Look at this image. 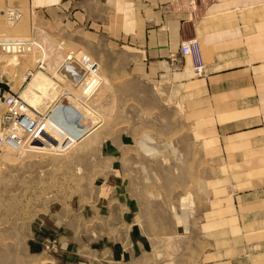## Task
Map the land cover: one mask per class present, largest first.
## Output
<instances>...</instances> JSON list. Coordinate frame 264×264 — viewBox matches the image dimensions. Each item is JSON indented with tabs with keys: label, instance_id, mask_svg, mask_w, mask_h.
Here are the masks:
<instances>
[{
	"label": "crops",
	"instance_id": "1",
	"mask_svg": "<svg viewBox=\"0 0 264 264\" xmlns=\"http://www.w3.org/2000/svg\"><path fill=\"white\" fill-rule=\"evenodd\" d=\"M24 1L14 7L63 42L119 51L127 74L160 104L181 109L189 130L179 143L137 141V164L151 167L131 175L141 181L134 209L119 173L104 228L67 220L56 248L55 239L27 236V253L44 256L40 264H256L264 245V0ZM193 38L206 76H195L187 57L171 61ZM75 52V62L99 71L90 55ZM194 149L207 166L201 175L191 169Z\"/></svg>",
	"mask_w": 264,
	"mask_h": 264
},
{
	"label": "rangeland",
	"instance_id": "2",
	"mask_svg": "<svg viewBox=\"0 0 264 264\" xmlns=\"http://www.w3.org/2000/svg\"><path fill=\"white\" fill-rule=\"evenodd\" d=\"M16 2L25 1L0 0V39L29 43L32 51L18 57L0 53V80L17 99V115L31 114L32 127H22L18 120L12 128L17 138L3 134L0 264H40L44 256L25 250L27 236L57 241L62 234L58 227L67 220L77 227L90 222L104 228L105 205L110 203L112 186L121 183L119 173L125 177L124 202L134 209L141 181L131 175L151 167L144 161L137 164V141L148 137L179 143L188 138L189 130L181 109L160 104L150 89L127 74L119 51L100 43L78 48L63 42L35 17L30 20L23 5L16 7L23 16L8 23L3 11ZM77 49L99 63V71L89 72L75 62ZM66 64L80 81L66 78ZM28 71L33 73L25 79ZM39 81L42 88L37 87ZM60 109L64 117L58 114ZM63 120L73 124L67 126ZM193 160L194 175H201L207 166L196 150ZM169 168L166 164V172ZM145 182L152 186L151 179ZM141 202L148 203L142 198ZM62 207L71 208L64 212ZM108 220L111 225L110 213ZM55 240L50 248L57 247ZM259 246L256 264H264V245Z\"/></svg>",
	"mask_w": 264,
	"mask_h": 264
},
{
	"label": "built area",
	"instance_id": "3",
	"mask_svg": "<svg viewBox=\"0 0 264 264\" xmlns=\"http://www.w3.org/2000/svg\"><path fill=\"white\" fill-rule=\"evenodd\" d=\"M21 16L22 14L15 9L9 8V10L7 11V18L12 22H15ZM25 46L26 44H21L18 42H0V52H5V53L21 52L25 50L24 49ZM185 57L191 58L194 75L196 76L207 75L208 73L207 67L203 58L201 43L198 39L193 38L182 42L179 52L172 55V60L176 61L177 63L180 59ZM12 99H13L12 92L6 91L4 89L2 80H0V105L2 106L6 103H10ZM12 113L13 111L11 110L9 113L8 112L5 113V115H3L0 118V142L4 140V137L2 135V130L6 129V127H8L12 123L13 117L16 118V115ZM56 243L57 241L55 240L54 245Z\"/></svg>",
	"mask_w": 264,
	"mask_h": 264
},
{
	"label": "bare ground",
	"instance_id": "4",
	"mask_svg": "<svg viewBox=\"0 0 264 264\" xmlns=\"http://www.w3.org/2000/svg\"><path fill=\"white\" fill-rule=\"evenodd\" d=\"M9 8H12V9H15V10H17V11H19L21 14H22V11H20L19 9H17L16 7H13V6H9V7H7L4 11H3V16H4V19L8 22V23H11V24H13V23H15L16 21H18L22 16H23V14H22V16L18 19V20H16L15 22H12V21H10L8 18H7V11L9 10ZM190 40V39H189ZM185 41H187V40H185ZM0 42H18V43H21V44H26V46L24 47V51H21V52H16V53H5V52H0V53H3V54H5V55H9V56H15V57H18V56H24V55H26L27 53H29V52H31L32 51V46H31V44H29V43H26V42H22V41H7V40H5V41H3V39H0ZM184 42V41H183ZM181 46V45H180ZM201 48H202V46H201ZM202 54H203V51H202ZM186 58V57H185ZM187 58H189L190 60H191V58L190 57H187ZM203 58H204V55H203ZM171 61H173L174 62V64H176V61H174V60H172L171 59ZM204 61H205V59H204ZM191 63H192V60H191ZM206 63V62H205ZM173 64V65H174ZM68 64H66V66H64L63 67V69L64 70H66L67 71V73H66V78H68L69 76H70V79L71 80H79L80 81V79L78 78V77H75V76H73L72 74H71V72H70V69L68 68V66H67ZM207 67V66H206ZM192 69H193V64H192ZM32 73L33 72H31V71H28L27 73H26V75H25V79L26 78H28L29 76H31L32 75ZM194 73V72H193ZM208 74V73H207ZM37 76V75H36ZM196 76V75H195ZM36 78V77H35ZM46 80V79H45ZM93 81H95V80H93ZM48 82V81H47ZM44 84V83H43ZM43 84H42V82L41 81H39L38 83H37V87L38 88H42L43 87ZM93 86V85H92ZM12 92V96H13V99H12V101L10 102V103H6V104H4V105H0V118L3 116V115H5V113H9L11 110L13 111V113L12 114H15L16 115V118L15 117H13V120H12V123L8 126V127H6V129H4V130H2V135L3 134H6V133H9V134H11V137L12 138H14V137H16L15 136V133L13 134V131H12V128L14 127L13 125L15 124V123H17L18 122V120H19V124H20V126H22V127H28V129H30L31 128V126L29 127V125H30V116H31V114L30 115H25V116H22V115H17V113H16V111H15V104H16V101H17V99H16V97L13 95V91H11ZM32 93V92H31ZM30 94V93H29ZM30 96V95H29ZM36 99V98H35ZM35 114V113H34ZM22 116V117H21ZM37 116V115H36ZM21 121H24V123H22ZM4 137V136H3ZM17 138V137H16ZM72 138H74V136H72ZM75 139V138H74ZM4 144V140L2 141V142H0V155H1V147H2V145ZM48 248V247H47Z\"/></svg>",
	"mask_w": 264,
	"mask_h": 264
},
{
	"label": "trees",
	"instance_id": "5",
	"mask_svg": "<svg viewBox=\"0 0 264 264\" xmlns=\"http://www.w3.org/2000/svg\"><path fill=\"white\" fill-rule=\"evenodd\" d=\"M40 250H41V248L37 249V252L40 251Z\"/></svg>",
	"mask_w": 264,
	"mask_h": 264
}]
</instances>
